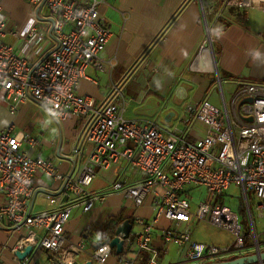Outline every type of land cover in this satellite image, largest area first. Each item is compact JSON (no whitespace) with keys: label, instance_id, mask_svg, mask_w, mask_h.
<instances>
[{"label":"built area","instance_id":"obj_1","mask_svg":"<svg viewBox=\"0 0 264 264\" xmlns=\"http://www.w3.org/2000/svg\"><path fill=\"white\" fill-rule=\"evenodd\" d=\"M28 2L34 8L48 9L54 47L44 52L43 29L33 20L20 36L26 42L23 54L18 53L13 46L3 43L6 23L0 19L1 99L14 110L23 101L41 104L60 121L71 115L82 118L89 126L86 138L94 147L76 174H61L53 159L34 158L21 151L24 142L38 146L36 138L16 133L14 126L0 131V194L4 197L0 224L5 223L13 234L19 235L11 248L15 264H30L31 256L20 260L15 255L29 246L46 252V264H84V244L67 245L66 226L77 207L90 212L97 202L105 199L103 194L88 190L97 170L120 163L139 174L141 181L128 187L117 182L113 190L122 191L137 208L151 200L158 216H164L173 225L157 233L153 224L135 217L131 222L140 230H132L125 240L117 264H142L144 252L151 254L146 264H159L154 249L155 233L180 250L187 247L184 260L189 264L264 253V231L261 234L257 231L252 211L255 202L258 218L264 221V83L237 87L230 105L221 89L222 109L207 100L188 106L184 123L195 119L207 126L205 137L191 143L179 127L167 130L153 121L128 119V104L117 84L112 86L114 94L105 104L78 93L81 82L89 79L88 68L104 71L106 64L113 67L111 61L105 62L102 57L112 37L100 19V9L106 6V0ZM255 6H264V0H218L209 12L220 17L228 7ZM33 48L40 56L36 62L29 58ZM75 154L80 157L81 150L76 148ZM38 173L62 183V192L68 197L66 204L47 213H32ZM191 186L204 187L209 193V198L194 211L188 191ZM233 186L243 195L250 231L239 213L225 203ZM47 198L52 199V195ZM197 222H207L230 233L233 243L220 247L194 241L192 225ZM112 238L96 243L91 261L109 264L116 251L110 245Z\"/></svg>","mask_w":264,"mask_h":264},{"label":"crops","instance_id":"obj_2","mask_svg":"<svg viewBox=\"0 0 264 264\" xmlns=\"http://www.w3.org/2000/svg\"><path fill=\"white\" fill-rule=\"evenodd\" d=\"M106 1V6L100 9V19L108 26L112 37L102 57L105 62L111 61L113 67L106 64L104 71L95 67L88 68L89 79L83 80L78 89V93L93 97L98 104L107 103L114 94L112 86L117 84L128 104V119L153 121L167 130L179 127L189 142L195 143L205 137L207 126L195 119L184 123L188 106L199 105L207 100L222 109L221 89L225 93V86L234 88V92L243 84L264 82V6L249 9L228 7L220 17H216L209 9L218 0ZM0 7V19L6 23L3 43L13 46L18 53L23 54L22 48L26 41L20 36L24 28L34 20L43 29L44 52L54 47L52 19L49 13L45 14V6L34 8L28 0H0ZM212 25H217L219 29V32L213 33L215 40L211 33ZM209 34L213 39V51L221 83L218 81L216 69L214 73H207L192 68L201 48L208 42ZM33 50L34 48L30 51L29 58L36 62L40 56ZM212 59L214 62L213 55ZM213 88L219 90L216 95ZM231 99L232 97L229 100L226 96L229 105ZM28 103L32 101L18 103L14 110L0 98V131L14 126L16 133L36 138L40 143L38 146L32 147L24 142L21 151L34 158L53 159L61 174H76L94 147L86 138L89 126L82 118L73 115L60 121L47 108L53 119L60 124L54 141L44 136L46 129L38 132L17 131L15 124L21 108ZM76 148L81 150L80 157L75 154ZM139 181V174L127 170L120 163L100 170L88 187L90 192L103 194L105 199L97 202L90 212H84L81 207H77L66 226L67 245L84 244V263L91 260L96 243L100 242L99 235L98 238L97 234L86 235L87 229L92 225L105 224L111 217L120 215L132 221L135 217L144 218L155 226L157 233L173 225L164 216H158L157 208L151 200L137 208L122 191L112 188L117 182L128 187ZM35 186L32 213H47L67 203L68 197L62 192V183L59 180L38 173ZM188 191L193 211L200 202L209 198L204 187L191 186ZM48 195H52V199L47 198ZM3 202L4 197L0 194V205ZM200 223L212 226L207 222L192 225V239L197 242L200 241L194 237L193 228ZM0 228V264H15L11 248L16 244L18 236L4 223L0 224ZM133 230L138 231L140 227L135 225ZM171 245L175 244L166 243L154 234L157 261L161 258L159 264H165L167 259H171L168 256ZM175 246L179 259L170 260L167 264H189L184 260L188 248L180 250ZM117 256L115 251L109 264H117ZM150 257L149 252L142 253L141 263H148ZM46 263V252L35 248L30 264Z\"/></svg>","mask_w":264,"mask_h":264},{"label":"rangeland","instance_id":"obj_3","mask_svg":"<svg viewBox=\"0 0 264 264\" xmlns=\"http://www.w3.org/2000/svg\"><path fill=\"white\" fill-rule=\"evenodd\" d=\"M45 14L47 15L48 9H44ZM211 33L213 36V39L215 36L213 35L219 32L218 26H210ZM215 40V39H214ZM215 95L219 92L217 88H213ZM225 94L227 98L230 100L232 97V92L234 88H229L228 86L224 87ZM0 98H2V95L0 94ZM215 99L216 96H215ZM216 101V100H214ZM53 117L51 116L48 109L38 103H28L25 106L21 108V112L19 115V119L16 122L15 126L17 127V131L23 130V131H36L38 130L43 131L44 129L47 130V133L44 135L47 139L54 141L55 135L57 134L59 130V126ZM36 134V133H35ZM65 139V137H64ZM57 152V150H56ZM100 173V170H97V175ZM98 179L95 180V185H97ZM225 203L235 209L239 215L241 221H243L245 228L247 230H251L250 225V218L248 215V210L246 209V205L243 199V195L241 194V191L237 187H232L231 190L228 191V194L225 198ZM241 205H244L245 207V213L241 211ZM252 211L255 213V223L257 226V231L261 234L264 231V221L262 219L258 218L257 211L255 209V202H252ZM5 224V223H4ZM1 230V228H0ZM194 237L199 240L200 242L204 243H211L220 247H225L233 243V236L225 231H222L218 228H215L213 226H210L206 223H200L193 228ZM16 236H19L18 234L14 233ZM176 248V249H175ZM177 247L175 245H171L170 251L168 256L171 257V259H167L165 261V264L169 263L170 260L174 261L179 259V256L177 255ZM158 261H161V258H158ZM164 263V260H162Z\"/></svg>","mask_w":264,"mask_h":264},{"label":"water","instance_id":"obj_4","mask_svg":"<svg viewBox=\"0 0 264 264\" xmlns=\"http://www.w3.org/2000/svg\"><path fill=\"white\" fill-rule=\"evenodd\" d=\"M209 31V27H208ZM208 43L210 45V49L212 52V55L214 57V63L216 65V73L218 75V81L221 83V79L219 76V71L217 67V63L215 60V54L213 51V39L212 36L209 34L208 37ZM249 121H252V118L248 119ZM134 225L132 224L131 220L128 219L124 223L120 224L117 229L115 230L114 236L110 242V245L113 249H116V254L120 255L122 254L124 250V244L125 240L129 238L130 233L133 230ZM34 251V248L32 246L27 247L24 252L18 251L15 253V255L20 259V260H25L26 258L30 257L32 255V252ZM264 261V253L262 254H254L250 256H243L240 258H236L234 260H229V261H221V262H212V263H207V264H258L262 263ZM84 264H95L93 261H88Z\"/></svg>","mask_w":264,"mask_h":264},{"label":"trees","instance_id":"obj_5","mask_svg":"<svg viewBox=\"0 0 264 264\" xmlns=\"http://www.w3.org/2000/svg\"><path fill=\"white\" fill-rule=\"evenodd\" d=\"M261 83H264V82H261ZM241 211L245 213L244 205H241ZM128 219L129 218H125L124 215H120L118 217H111L105 224H102V225L96 224V225L90 226L86 231V235L99 234V237L101 240L112 238L117 227ZM237 258H240V257H237ZM234 259L236 258L227 259L225 261L234 260Z\"/></svg>","mask_w":264,"mask_h":264},{"label":"bare ground","instance_id":"obj_6","mask_svg":"<svg viewBox=\"0 0 264 264\" xmlns=\"http://www.w3.org/2000/svg\"><path fill=\"white\" fill-rule=\"evenodd\" d=\"M192 68L193 70L199 69L200 71L207 73L215 72L214 62L208 42H206V44H204L201 48L196 64Z\"/></svg>","mask_w":264,"mask_h":264},{"label":"clouds","instance_id":"obj_7","mask_svg":"<svg viewBox=\"0 0 264 264\" xmlns=\"http://www.w3.org/2000/svg\"><path fill=\"white\" fill-rule=\"evenodd\" d=\"M98 235H99V234H97V238H98Z\"/></svg>","mask_w":264,"mask_h":264}]
</instances>
